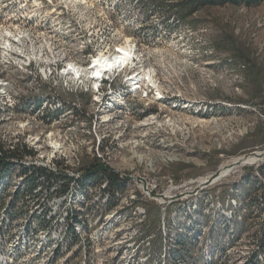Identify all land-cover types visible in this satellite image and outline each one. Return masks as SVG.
Returning a JSON list of instances; mask_svg holds the SVG:
<instances>
[{
	"label": "rangeland",
	"instance_id": "rangeland-1",
	"mask_svg": "<svg viewBox=\"0 0 264 264\" xmlns=\"http://www.w3.org/2000/svg\"><path fill=\"white\" fill-rule=\"evenodd\" d=\"M49 1L53 3L50 9H62L68 35L75 29L86 37L93 33L90 39L98 48L103 46V35L109 44L136 43L137 57L128 72L144 78L139 92L130 93L121 76L113 86L105 84L101 93H95L86 65L89 58L71 54L82 65V83L64 76L61 85L51 86L49 96L52 104L64 107L62 123L55 127L67 137L63 138L67 166L77 168L79 162L96 158L98 152L102 162L131 181L139 200L128 211L121 209L124 203L115 209L107 206L110 211L104 219L109 225L100 231L101 236L90 237L93 251L81 256L78 252L54 255L47 247L17 264H29L32 259L30 264H160L165 253V242L159 237L164 216L159 215L162 210L156 198L167 202V218L176 217L173 224L177 225L186 219L183 213L188 204L198 198L202 201L204 192L226 200L228 196L222 195L228 187L230 192L239 187L249 195L253 186H264L255 181L257 173L252 172L254 168L261 172L264 166V3L250 9L206 8L179 23L164 20L162 13L146 11L145 0H131L130 7L118 0ZM75 49L73 45L69 48L80 53ZM148 74L154 76L158 88L148 82ZM98 139L102 140L99 145ZM252 158L255 161L247 163ZM215 172L214 179L226 172L220 186L198 190L190 182L210 179ZM244 176L251 184H240ZM141 182L156 197L142 200L148 192ZM234 194L243 211L237 212L241 221L236 236L241 240L217 264H241L242 253L254 252V239L264 217H258L256 207L252 213L249 203ZM145 203V216L141 218L138 212L135 216V207ZM97 218L98 214L92 220ZM92 229L95 233V225ZM150 255L154 258L147 261ZM8 264L15 261L8 260Z\"/></svg>",
	"mask_w": 264,
	"mask_h": 264
},
{
	"label": "bare ground",
	"instance_id": "bare-ground-1",
	"mask_svg": "<svg viewBox=\"0 0 264 264\" xmlns=\"http://www.w3.org/2000/svg\"><path fill=\"white\" fill-rule=\"evenodd\" d=\"M118 1L130 7L131 0ZM50 6L53 3L49 0H0V154L11 165L7 171L0 172V264H8V260L17 264L26 255L39 254L47 247L52 249L54 255L59 252H78L81 256L82 252L92 250V234L94 237L101 236L103 232L100 231L109 225L108 219H104L110 211L107 206L111 204L112 209H115L124 203L121 209L128 211L139 200L136 191L131 189V181L126 178V191L118 195V199L106 192L108 182L91 184L81 189L80 183L78 185L75 182L81 176L70 177V173H62L67 179H72L69 191H62V179L46 184L52 177L50 175H60L49 174L52 166L62 171H78L81 165L79 162L77 168L67 166L68 159L66 152L64 153L67 142L63 141L65 133L55 127L62 123L64 107L61 103L52 104L49 96L51 86L61 85L64 76H72L76 82L82 83L85 73L81 69L79 58L72 55L83 54L89 58L86 64L89 79L94 82L92 90L97 94L103 91L105 84L111 87L121 76L130 93L139 92L140 84L144 81L143 77L137 78L136 72H128L137 57L136 43L129 41L128 44H109L104 42L108 37L103 35L100 36V42L107 46L98 48L91 42L90 35L93 33L86 34L87 37L77 29L69 35L65 33L63 24L67 19L62 9L57 11L56 8L50 9ZM72 19L73 17L68 20ZM72 45L80 53L69 50ZM71 57L73 59H69ZM148 79L149 83H153L152 86L158 88L154 83V76L149 75ZM158 91L163 95L160 88ZM162 98L163 96L160 99ZM101 142L98 139V145ZM99 157L100 162L109 167L106 161L102 162L103 157L97 152L96 158ZM253 161L255 158L247 163ZM36 170L38 171L35 172ZM32 177L37 179V183L27 184ZM255 181L264 184V178L259 173ZM204 193V196L200 195L202 201L198 198L185 209L187 215H193L192 220L203 223L197 227L199 244L189 260L195 263L200 259L199 264H217V259L225 256L226 251L241 240L237 239L236 233L239 232L238 221H241L237 212H243L242 205L234 194L233 187L226 200H221L214 192ZM147 196L142 195L141 199L152 198L148 194ZM158 203L164 216L160 233L165 242L164 260L159 263L169 264L170 248H167V244L171 240L170 227L176 225L173 223L177 219L172 215L167 218L166 201ZM146 204L136 206L134 215L137 216L138 212V216L144 217ZM96 214L98 218L93 221ZM190 215H184L187 220L183 222H191ZM93 225L96 227L95 233ZM260 230L254 239L255 251L242 253L239 256L241 264H248L249 258L254 255L257 257V264L264 263V252H260L258 248ZM117 238L116 235L115 239ZM150 244L151 241L147 246ZM151 258L154 257L150 255L147 261ZM33 261L28 262L30 264Z\"/></svg>",
	"mask_w": 264,
	"mask_h": 264
},
{
	"label": "trees",
	"instance_id": "trees-1",
	"mask_svg": "<svg viewBox=\"0 0 264 264\" xmlns=\"http://www.w3.org/2000/svg\"><path fill=\"white\" fill-rule=\"evenodd\" d=\"M262 3H264V0H145L143 2V5L148 12L164 14V20L169 21L170 19H174L181 23L206 8L233 6L245 7L250 9L260 6ZM85 100L86 102L90 101L89 99ZM6 162L7 161L5 158L0 157V172L7 171V169L11 167V165ZM78 171L81 172V178L74 181L78 185L80 183L81 189H84L86 186L91 184L94 185L108 182L106 192L111 194L112 198L116 199H118V195L120 196L126 191V179L121 178L120 175L116 172H113L112 170L110 171L109 167L103 165L101 162L96 160V158L81 163ZM261 172L264 174V166L261 167ZM49 177L51 178L46 181V184H50L51 181H55L57 179H62L64 181L62 186L63 192L69 191L70 186L73 183L72 179H67V177L63 175L52 174ZM243 182L249 183V179L244 176L243 181L240 184H242ZM36 183L37 179H35L34 177L27 181V184L30 185ZM238 188L239 187L234 188V192L238 193V196L242 201H247L249 203V207L252 210V213L253 208L256 207L260 210V212L258 213V217H260L261 215L264 216V207H262V205L264 204V186H261L260 188L253 186V191L249 195L245 194ZM230 193V187H228V189H226L225 191V196L222 195L223 198H226ZM259 193L261 194L260 197ZM183 214L187 217L190 215H187V213ZM159 215H161L160 212ZM197 217L199 216L197 215ZM189 218L192 220L193 215H190ZM200 219H202V217ZM192 221L181 222L179 225H175L174 228L172 227L173 225H171L169 234L171 239L169 241V264H199L200 259H197V261L194 263L191 259L189 260V256L194 252V249L199 244V238L197 237V233L199 230L197 227L202 225L203 223H200V220L199 222L194 220ZM205 224H207V222H205ZM260 229L261 235L260 238H258V248L260 252H264V217L262 219ZM241 230L245 229L242 228ZM159 237H161V234H159ZM201 255L202 249L199 250V256ZM248 264H257L256 255L249 258Z\"/></svg>",
	"mask_w": 264,
	"mask_h": 264
},
{
	"label": "built area",
	"instance_id": "built-area-1",
	"mask_svg": "<svg viewBox=\"0 0 264 264\" xmlns=\"http://www.w3.org/2000/svg\"><path fill=\"white\" fill-rule=\"evenodd\" d=\"M8 97H9V94H8ZM0 157H1V154H0ZM2 158H4V157H2ZM96 160H98L100 162V157L99 158H96ZM36 171H38V170H36ZM252 172H254V173H261L262 177L264 178V174L262 172H256L255 171V168L253 169ZM51 173H59L60 175H62V173H70V177H75V178H78L79 176H81V172H79V171H62L61 169L54 168V166H52V172H49V174H51ZM216 174L217 173L213 174L210 177V179H204V178L201 177V178L195 179V180L194 179H191L190 182H195V184H197L198 190H203V189L207 188V185L220 186V185H218V183L220 181H222L226 175H223V173H221L219 177H217L216 179H214L216 177L215 176ZM140 186L141 187H145V185H144L143 182H141ZM145 189H146V192H148V195L150 197H156V195L154 194L153 189L149 190V187L148 186L145 187ZM156 199L158 201L165 202V200H163V199H160V198H156Z\"/></svg>",
	"mask_w": 264,
	"mask_h": 264
}]
</instances>
